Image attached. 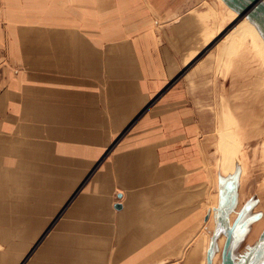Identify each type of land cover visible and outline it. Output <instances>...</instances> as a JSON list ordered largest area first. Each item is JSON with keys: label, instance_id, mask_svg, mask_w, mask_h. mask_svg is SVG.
<instances>
[{"label": "crops", "instance_id": "0c3cea01", "mask_svg": "<svg viewBox=\"0 0 264 264\" xmlns=\"http://www.w3.org/2000/svg\"><path fill=\"white\" fill-rule=\"evenodd\" d=\"M218 5L0 0V264L222 263Z\"/></svg>", "mask_w": 264, "mask_h": 264}, {"label": "rangeland", "instance_id": "374dc122", "mask_svg": "<svg viewBox=\"0 0 264 264\" xmlns=\"http://www.w3.org/2000/svg\"><path fill=\"white\" fill-rule=\"evenodd\" d=\"M221 8H218V12L215 8L213 10L215 22L220 27L215 40L231 26L230 15ZM217 44L216 60L221 66V80L223 82L231 77L235 83L233 88L237 90L231 98L238 105L232 110L237 113V123L229 129L231 139L222 142L225 146L223 156L226 158L229 155L228 160L231 157L228 168L224 169L230 171L228 176H236L239 184L241 201L235 212L238 213L242 206H246L245 216L250 220L249 223L241 221L235 231L232 254L235 260H239L264 233V58L249 39L234 44L225 34ZM226 233L225 228L223 236L218 239L221 245L227 239ZM251 259L248 264H264V243L257 248Z\"/></svg>", "mask_w": 264, "mask_h": 264}, {"label": "water", "instance_id": "95a60500", "mask_svg": "<svg viewBox=\"0 0 264 264\" xmlns=\"http://www.w3.org/2000/svg\"><path fill=\"white\" fill-rule=\"evenodd\" d=\"M228 7L235 10L239 16L231 24V26L223 32V34L217 38L212 45L208 47L210 49L215 45L219 39H221L225 34H227L239 21L248 17L262 32L264 35V0H222ZM236 176L232 177L226 182V190L222 189L220 191V202L219 206L215 207L214 210L217 211L220 216L225 217V211L232 205V197L236 190ZM241 216L234 222L231 227L227 229V239L224 244L222 251V264H248L254 255L257 248L264 243V233L260 236L255 245L247 252L246 255H242V258L235 260L232 257V252H229V247L233 244V232ZM213 250V245L209 248L207 252V264H212L211 252Z\"/></svg>", "mask_w": 264, "mask_h": 264}, {"label": "bare ground", "instance_id": "6f19581e", "mask_svg": "<svg viewBox=\"0 0 264 264\" xmlns=\"http://www.w3.org/2000/svg\"><path fill=\"white\" fill-rule=\"evenodd\" d=\"M218 1L221 4L222 8H224L225 11H227V13L230 15V20H231L230 23L232 24L238 18L239 14L235 10L231 9L230 7H228L222 0H218ZM226 35H228V38L230 37V39L232 40V43H234V44H240L244 40L249 39L252 42V45L254 46V48L257 49L263 55V58H264V35L260 31V29L248 17H246V18L242 19L241 21H239ZM223 100H222V102H223ZM221 104H223V103H221ZM227 123H229V122H227ZM220 146H221V144H220ZM223 147H225V146L223 145ZM221 148H222V146H221ZM228 156L226 158L223 157L225 159H223V161H222V166L225 169L228 168V165L230 164L229 161L231 160L230 159L231 157H229V160H228ZM263 179H264V177H263ZM262 189H263V198H264V184H263ZM232 245L233 244H231V246L229 247V252H231ZM232 257H233V254H232ZM211 260H212V252H211ZM250 262L251 261H249V263Z\"/></svg>", "mask_w": 264, "mask_h": 264}]
</instances>
